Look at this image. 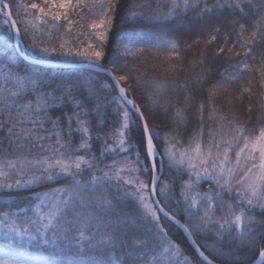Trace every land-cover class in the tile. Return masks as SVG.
Listing matches in <instances>:
<instances>
[{
  "label": "snow or ice",
  "instance_id": "obj_1",
  "mask_svg": "<svg viewBox=\"0 0 264 264\" xmlns=\"http://www.w3.org/2000/svg\"><path fill=\"white\" fill-rule=\"evenodd\" d=\"M119 3L120 0H91L90 5H86L85 0H75V3L73 0H42L40 3L32 2L17 6V16L23 11L25 16H32L44 26L51 24L53 30L61 27L60 21L63 19L67 21L69 32L75 23L68 18L69 11L89 7V13L93 19L88 27L92 31L83 35H86L90 42L86 48H77L74 55L83 58L82 62L108 74L112 82L110 84L100 82L86 95L82 91L81 80L61 81L52 87L54 82L43 75L18 74L19 70L9 72L6 82L14 80V86L0 88V131H5V136L0 139V156H2L0 158V187L20 188L39 184L41 181H54L60 177L68 179V183L43 194H36L37 200L41 203L44 199H48L50 207L44 213L39 204L34 205L32 210L37 215L35 221L28 218L26 223L18 225L14 219L16 213H4L3 220L7 226V233L4 235L5 242L0 243V264H172L171 257L182 255L179 245L166 237V242L160 244H150L149 241L140 239L138 236L134 239L130 238L126 235L130 222H122L118 217L113 221L105 214L106 210L111 207L105 185L112 180L119 182L122 179L125 184L135 183L137 191L129 194L138 196L145 214L157 221V234L163 235V227L159 224L157 210L145 202L143 190L148 188V184L139 178L135 181L124 179L121 173L126 168L122 167L120 162L113 161L111 164H105L103 168L99 166L103 163L107 153L117 151L115 146L108 143V140L118 139L119 150L124 152L128 150L125 145L128 144L130 137L126 139V136L131 131V124L129 112L124 105H131L140 120L141 137L146 140V154L153 158L150 165L151 191L153 194L156 191L157 164L154 159L156 155L153 143L154 134L144 112L140 111L139 106L133 100L128 99L131 85L123 86L131 77V71L126 70V58L143 53L144 48H136L133 51L125 47L121 54L125 58L123 66L115 61H112L111 68H104L101 64L106 56L105 47L109 41V33L115 19L114 13ZM161 3L169 5L167 12H162ZM248 3L249 0H215L209 5L208 0H156L155 8L151 5L140 4L131 6L128 11L130 16L135 18L144 15L143 12L135 11L136 8L148 7L155 13L151 19L168 20L175 18L182 11H195L200 8L197 18L210 17L216 25L202 26L201 30L208 28L211 33L207 43L210 44L217 40V34L222 27H230L231 33H225V43L230 34L235 35L237 39L227 51L232 52L233 48L238 46L245 54V59L232 65V68L242 66L243 69H249L247 58L254 51L252 45L257 42L264 44V16L260 17L259 24L252 25L257 30L245 37L247 20L244 5ZM213 13H218V15H212ZM0 16L3 17V23L19 35L20 29L17 27V20L12 18V5L9 0H0ZM237 16L239 19L230 20V17ZM241 20L245 22L242 23ZM21 23L31 24L25 19H22ZM31 27L36 26L31 24ZM28 30V27H25L24 31L28 32ZM142 43L155 49L167 48L169 59L180 56L177 39L170 40L157 36L155 42L149 40L142 41ZM64 46V43L60 44L61 49ZM41 51L55 52L56 48L45 47ZM225 51V47L221 45L217 48L216 55L219 56ZM66 54L73 55L72 49L69 48ZM234 55H240V51H236ZM260 67L262 69L261 78L264 81V52L261 53ZM113 69L119 70L122 74L115 75ZM241 74L234 71L224 76L222 73L223 78L216 81L213 89L209 91L208 103H212L211 98L216 87L227 84L229 80H236ZM200 79L203 80V77ZM136 83H142L139 76L136 78ZM143 83H151L156 95L162 96L168 81L152 80L143 81ZM185 86L180 85L181 88ZM261 86L264 87V83ZM27 88H30V91H26ZM244 91L250 93L251 89L245 88ZM103 92H114L115 95L111 97L101 95ZM30 96L33 98L29 99ZM189 100L190 97H186L185 104H188ZM57 103L69 107V110L62 111L60 116L54 117L49 113L50 110H54ZM110 103H115L118 109H123L120 113L122 121L115 132L104 130L105 108ZM153 103L161 104L165 109L171 105L170 100L162 102L153 100ZM204 109L205 102H201L198 109L201 119H203ZM251 110L249 106V111ZM259 111L264 114V104L260 105ZM176 116L183 120L180 108L176 109ZM208 118L213 119V115L210 113ZM220 119L226 120L227 118L220 117ZM45 124H51L52 128L45 129ZM202 131L203 125L201 124V133ZM255 131V129L250 130L240 125L229 129L231 133L229 140L216 141L210 130L209 136L212 139L206 148L202 147L200 139H196L195 146L190 150L180 152L179 157L172 151L174 145L165 147L160 158L161 171L164 167L165 156L170 167H179L186 163L187 168L191 170L187 174L188 179L184 181L182 191L187 209H195V211H189V224L182 227L189 237H192L193 232L205 233L210 237V240L203 245L196 244V241L192 240L198 258L184 257L183 264H215V260L209 259L201 248L211 249L209 255L216 254L217 258H221L226 242L231 243L233 247L237 244L248 249L258 247L260 264H264V219L256 220L243 206L246 204L248 208L264 209V126L259 128L258 134L244 135L245 132L255 133ZM94 132L95 137H93ZM77 135H79V140L76 139ZM155 136H159V133H155ZM53 137H55L54 141L48 143L53 140ZM4 139L8 140L7 149L4 147ZM94 139L101 142L95 151H93ZM165 139H168V134L165 135ZM234 148L238 150L234 153L235 160L233 161L229 153ZM36 149L38 151H34ZM96 152H99V157ZM133 170L140 171V169ZM143 171L148 172L149 169L145 168ZM85 172L88 173L87 180L82 178ZM26 175H30L31 178L25 179ZM202 176H207L220 191L209 188L204 193L196 192L195 189L199 186ZM167 187L168 185L165 184L164 188H161V193ZM233 191L236 193L234 197L236 204L224 200V194H231ZM155 203L159 204V201ZM201 205H204L202 214ZM18 211L27 213L29 209L21 208ZM159 211L163 212L166 217L170 215L163 207H160ZM217 211L222 214L215 219ZM69 216L71 219L68 218ZM9 220L12 221L10 225L7 224ZM210 226L215 227L214 234ZM48 232L52 233L51 237L47 235ZM69 233L72 235L69 236ZM14 237H27L29 241H38L35 247L40 251L30 259L32 254L27 252L22 245H17ZM61 238L74 242L77 249L76 255H72L71 248L57 245V240ZM39 242L52 245L53 250L48 252L47 249L41 247ZM117 245L120 249L128 250L127 259L112 258L116 255ZM157 248L162 249L159 255L155 254ZM85 249L93 254L84 256ZM149 253H151V259H149ZM98 255H108V259L97 260ZM120 255L124 257L125 252L121 251Z\"/></svg>",
  "mask_w": 264,
  "mask_h": 264
},
{
  "label": "trees",
  "instance_id": "obj_2",
  "mask_svg": "<svg viewBox=\"0 0 264 264\" xmlns=\"http://www.w3.org/2000/svg\"><path fill=\"white\" fill-rule=\"evenodd\" d=\"M12 5L13 18L17 20V26L20 29V40L18 47L27 56L39 59H53V60H68L81 61L83 58L75 56L74 53L77 48H86L90 42L85 33H90L88 25L91 23L93 16L89 13V7L75 8L69 11L68 18L75 23L68 31L67 21L63 19L60 21L61 27L53 30L51 24L44 26L39 21L33 19L32 16H25L24 12L17 16V6L30 4L32 2L40 3L42 0H9ZM75 3V0H73ZM215 0H208L211 5ZM86 5H90L91 0H85ZM151 5L156 7V0H120L119 6L114 13L115 19L112 30L109 33V41L105 47V58L101 61L102 66L107 68L112 67V61L117 64L125 65V58L121 55L124 48L127 47L135 51L136 48L143 47L144 52L138 53L136 56H129L126 58V70L131 71V77L127 84L123 86L129 87V94L136 101L140 110L144 112L145 118L148 120L150 129L154 134V143L162 156L165 147L183 148L195 145V140L200 139L202 147L206 148L207 144L212 139L209 136V131L213 133L216 141L229 140L231 133L229 129H234L240 125L247 129H255V133L245 132L244 135H254L258 133L261 126H264V114L259 109L260 105L264 104V87H262L261 78V53L264 52V44H253L254 51L248 56L247 63L250 65L249 69L240 68L233 69L238 61L245 59V54L237 46L233 48L232 52L227 49L232 47L233 42L237 39L235 35H228L227 43L224 41L225 33H231L230 27H222L217 34V40L212 43H207L210 39V31L208 28L201 30L203 25L216 26L210 17L203 19L197 18V12L188 10L187 12H180L175 18L168 20H154L151 17L155 14L150 11L148 7L136 8L135 11L143 12V16L132 18L128 9L133 5ZM251 5V6H249ZM162 12H167L169 5L161 3ZM202 6V3H201ZM31 11V10H30ZM244 13L246 14L245 23L246 31L245 37L250 35L252 31L257 30L253 28V24L260 23V17L264 16V0H249V3L244 5ZM212 15H218L213 13ZM25 19L35 24V28L31 24L21 23ZM231 19H239V17H230ZM244 23V20H241ZM25 27H28V32H25ZM238 29V25L236 26ZM49 33H51L49 35ZM157 36H163L166 39H177L179 41V58H168V49L151 48L150 45L142 43V41L155 42ZM196 41H199L198 43ZM64 43V48H60V44ZM223 45L226 49L225 53L216 55L217 48ZM56 48L55 52L44 53L42 48ZM71 48L73 55H67L68 49ZM236 51H240V55H234ZM174 66V67H173ZM18 71V74L32 73L40 74L49 78L54 83L68 80H81L82 91L84 94H89L94 86H98L100 82L110 84L111 79L104 73L97 72L85 68L76 67H45L33 64L23 58L16 50L12 29L3 23V17L0 16V88H12L15 84L14 80L6 82V77L10 71ZM227 70V71H225ZM242 73L236 80H229L227 84L216 87L215 93L212 96V103L209 104V91L213 89L215 82L221 80L222 73L227 76L231 72ZM115 75L122 74L119 70L113 69ZM139 76L142 83L137 84L136 78ZM203 77V80L200 78ZM163 81L167 80L168 84L162 96H157L154 86L151 83H143V81ZM175 81V84H173ZM250 82V83H249ZM180 85H186L181 88ZM245 88H250L251 92H245ZM30 91V88L25 89ZM43 90V89H42ZM57 95H59L57 93ZM101 95L113 96L114 92H103ZM190 97L188 104H185V98ZM33 97H29L32 99ZM153 100L163 101L170 100L171 105L165 109L161 104L153 103ZM201 102H205V109L203 112V119H201L198 111ZM251 106V111H249ZM129 112L131 131L127 134L126 139L128 144L125 145L128 150L126 152L119 150L118 139H110L108 143L116 147V152L106 154L103 163L99 166L104 167L117 158H122V161H127L133 156V152H137L140 156V171L148 168V182L150 183L151 168L149 158L146 154L145 139L141 137V126L138 115L127 105H124ZM180 108L183 113V120L176 116V109ZM213 108L215 111L213 112ZM69 107H65L57 103L54 110H50L51 116H60L62 111H68ZM123 109H118L115 103H110L105 108L104 130L106 132H115L122 121ZM213 115V119H209V114ZM220 117H226V120H221ZM231 121V123H229ZM201 124L203 131L201 133ZM51 124H45V129H51ZM159 133V136H155ZM168 134V139L165 135ZM5 136V131H0V139ZM95 137V132L93 133ZM67 139V137H65ZM48 141V143H52ZM79 140V135L76 136ZM4 147L8 148V140H3ZM101 142L93 141V151L99 147ZM129 145H131L129 147ZM223 147V145H222ZM234 150V149H233ZM11 151V150H10ZM38 151V149L34 150ZM99 157V152H96ZM2 158V156H0ZM124 159V160H123ZM157 168L160 166V159L155 157ZM139 162V161H138ZM131 165V164H130ZM139 166V165H138ZM99 174V173H97ZM30 175H26L25 179H30ZM83 179L87 180L88 173L85 172ZM188 176L180 167H170L167 157H164V167L160 175L157 185V196L160 203L167 211L177 216L185 225L189 224L190 216L187 207L180 209V205L184 203L182 196V189L184 181ZM68 179L60 177L54 181H41L39 184H33L24 187H13L12 189L0 187V243H4V235L7 233V226L4 224L3 215L5 212L16 213L14 219L18 225L26 223L28 218L33 221L37 220V215L32 210L33 206L38 204L36 194L48 189H55L65 186ZM167 184L168 187L163 193L161 188ZM203 182L199 183L198 191H202ZM106 188V195L110 201L111 207L108 208L105 214L115 221L118 217L122 222H130L126 235L130 238L139 237L140 239L149 241V243H165L166 238L171 239L174 243L179 245L182 255L171 257L172 264H183L184 257L189 259L198 258L194 250L189 245L185 235L173 223L163 217L155 208L150 195L149 204L157 210L159 216V224L163 227V235L157 234V221L150 215L145 214V210L139 202L137 195L129 193L136 192L132 185L116 181H110ZM215 190V184L212 185ZM149 194V192H148ZM224 200L236 204V200L232 196L224 194ZM204 205L200 206L201 214L203 213ZM21 208H28L27 213H21L18 210ZM248 212L256 220L264 219V209H248ZM222 213L217 211L215 219H218ZM71 219V216L68 217ZM9 220L7 224H11ZM214 234L215 227L210 226ZM235 234V233H234ZM52 236L51 232L47 234ZM72 233H69L71 236ZM193 238L199 245L205 244L210 240L208 234L193 232ZM166 237V238H165ZM17 245H22L24 249L37 253L40 249L35 245L38 241H29L27 237H14ZM41 247L51 252L52 245H44ZM57 245L63 248H71L72 255H76L77 249L74 242L64 240L63 238L57 240ZM211 259L221 264H248L253 261L259 254V248L248 249L237 244L235 247L231 243L226 242L223 251V256L217 258L216 254L209 255L211 249L201 248ZM124 251L125 256L121 257L120 252ZM127 249H120L117 245L116 255L113 259H127ZM162 249H156V255ZM47 254V253H45ZM93 253L85 249L84 256L92 255ZM170 255V254H169ZM97 260H107L108 255H98ZM151 259V253H149Z\"/></svg>",
  "mask_w": 264,
  "mask_h": 264
},
{
  "label": "water",
  "instance_id": "obj_3",
  "mask_svg": "<svg viewBox=\"0 0 264 264\" xmlns=\"http://www.w3.org/2000/svg\"><path fill=\"white\" fill-rule=\"evenodd\" d=\"M13 18V16H12ZM14 19V18H13ZM18 27V26H17ZM12 37H13V43H14V46L16 48V50L19 52V54L25 58L27 61L33 63V64H37V65H41V66H45V67H53V66H56V67H76V68H85V69H90V70H94V71H97V72H101V73H104L103 71H101L100 69L94 67V66H90L88 63L86 62H82L83 60L81 61H68V60H53V59H39V58H33V57H29L27 56L24 52H22L19 47H18V42L20 40V32H19V35H17L16 31L12 29ZM104 68H107L105 66H103ZM106 74V73H104ZM109 78L110 76L108 74H106ZM111 79V78H110ZM128 99L130 100H133L135 102V104L137 105L136 101L131 97V95L128 93ZM129 106L135 113L136 111L132 108L131 105H127ZM140 109V108H139ZM141 111V110H140ZM137 114V113H136ZM138 115V114H137ZM154 143V141H153ZM145 145H146V140H145ZM154 146H155V143H154ZM155 152H156V155L155 157H158L159 159L161 158V156L159 155V152L155 146ZM154 157V159H155ZM149 158V162H150V165H151V162H152V159L153 158ZM162 171H161V168L159 166V169L156 167V175H157V183L155 185V188H156V191L155 193L153 194L151 189H152V181L150 179V184H149V195H150V198L154 204V206L156 207V209L158 210V212L163 216L165 217L167 220H169L171 223H173L176 227H178L181 232L185 235L189 245L191 246V248L194 250L195 252V248L192 244V240H195L192 237H189L188 234L184 231V228L182 227L183 225H185L177 216H175L174 214L170 213V215L168 217L164 216V213L163 212H160L159 211V208L160 207H163V205L160 203L159 201V198L157 196V185H158V181H159V178H160V175H161ZM151 175H152V171H151ZM159 201V204H156L155 201ZM164 208V207H163ZM165 211H167L165 208H164ZM172 217H175V219H172ZM197 244V242H196ZM201 251H203L201 249ZM196 253V252H195ZM197 255V254H196ZM206 256H208L206 253H205ZM209 259H211L209 257ZM215 264H221V263H218L215 261ZM248 264H260V258H259V254L257 255V257L251 261L250 263Z\"/></svg>",
  "mask_w": 264,
  "mask_h": 264
},
{
  "label": "rangeland",
  "instance_id": "obj_4",
  "mask_svg": "<svg viewBox=\"0 0 264 264\" xmlns=\"http://www.w3.org/2000/svg\"><path fill=\"white\" fill-rule=\"evenodd\" d=\"M258 134V133H257ZM195 145L193 146H188V147H183V148H174L172 147V151L175 152L177 154V157H179V154L180 152H183L185 150H190V148L194 147ZM238 148H234V150L232 152L229 153L230 155V159L231 160H235V151H237ZM194 155V153H193ZM258 155V154H257ZM139 157V159H138ZM222 158V157H221ZM124 160V159H123ZM117 162H120L121 163V166L122 167H125L126 170L124 172L121 173V176L124 178V179H132L133 181H135L136 178H139V180H142L144 181L145 183L148 184V188H149V182H148V173L143 171V169L141 170V172L139 171H134L133 169H140L141 165H140V156L137 152H133V156L131 157V159L127 160V161H122V158H117L116 159ZM139 161V162H138ZM168 161V159H167ZM113 162V161H112ZM112 162L108 163V164H111ZM131 164V165H130ZM168 164H169V161H168ZM242 164H243V161H242ZM139 165V166H138ZM182 170H184L186 172V174H188L191 170L187 168V165L185 163V165L183 166H179ZM188 176V175H187ZM115 181V180H113ZM117 182V181H116ZM121 182V180H120ZM122 182L124 183L123 179H122ZM203 182V187H202V191H198L199 189V186L195 189L196 192H200V193H204V192H207V190L209 188H212V185L215 184L213 183L207 176H202L201 180L199 183H202ZM128 186H131L133 187V190L136 189L137 190V186L135 183L133 184H127ZM235 187V185H234ZM148 188L144 189L143 190V194L145 196V202H149V190ZM52 189H48V190H44L42 192H40V194H43L45 192H48ZM215 190L216 191H220V189L216 186L215 184ZM228 196H232V197H235V191H233L231 194H228L226 193ZM182 196H183V200H184V193H182ZM38 204L40 205V208H41V211L46 213L50 207V202L48 199H44L43 202L41 203V201L38 200ZM245 208L247 209H262L260 207H252V208H248V206L246 204L243 205ZM184 207H187L186 203H185V200H184V203L182 205H180V209L184 208ZM27 250V249H25ZM27 252H29L30 254H32L29 258L31 259L33 256H35L36 253L32 252V251H29L27 250Z\"/></svg>",
  "mask_w": 264,
  "mask_h": 264
},
{
  "label": "bare ground",
  "instance_id": "obj_5",
  "mask_svg": "<svg viewBox=\"0 0 264 264\" xmlns=\"http://www.w3.org/2000/svg\"><path fill=\"white\" fill-rule=\"evenodd\" d=\"M23 52V51H22ZM19 53V52H18Z\"/></svg>",
  "mask_w": 264,
  "mask_h": 264
}]
</instances>
